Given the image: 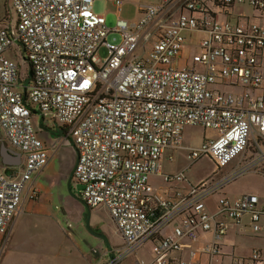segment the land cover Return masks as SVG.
<instances>
[{"label":"built area","instance_id":"obj_1","mask_svg":"<svg viewBox=\"0 0 264 264\" xmlns=\"http://www.w3.org/2000/svg\"><path fill=\"white\" fill-rule=\"evenodd\" d=\"M10 2L16 20L0 19V130L25 163L19 177L0 169V234L18 210L24 183L49 159L35 110L69 127L81 198L89 207L106 204L124 239L113 250L114 263L149 244L153 257L141 264H213L187 262L171 251L180 238L208 232L213 238L202 250L210 257L220 253L224 218L239 224L247 216L252 230L262 229L264 202L253 193L230 200L224 187L264 163V26L232 12L247 4L263 14L264 0H158L139 21L120 19L114 27L94 10V0ZM184 30L206 35L192 65L179 68L174 59L184 47ZM112 32L120 33L119 43L107 40ZM148 41L145 57L140 51ZM101 46L108 49L105 58L98 55ZM186 126L216 134L185 147L190 162L183 170L163 174V154L184 149ZM202 158L217 169L192 183L186 171ZM155 174L187 191L173 199L158 195ZM214 194L211 211L207 198ZM168 226L170 233L162 235ZM230 264H264V249Z\"/></svg>","mask_w":264,"mask_h":264},{"label":"crops","instance_id":"obj_2","mask_svg":"<svg viewBox=\"0 0 264 264\" xmlns=\"http://www.w3.org/2000/svg\"><path fill=\"white\" fill-rule=\"evenodd\" d=\"M157 2L158 0H94L93 8L97 13H100L105 17L107 23L110 20L111 22L114 23V26H115L117 21L120 19L125 20L130 23L139 21L144 15L145 13L144 11L147 5L152 4V3H157ZM237 9H240V12L236 13ZM232 12L234 14H239L243 12L244 14L248 15L249 20H250V16L252 15L251 18L253 17L254 19L251 21H256L259 24L264 26V13L259 14L247 4H236L233 7ZM5 17L6 16L2 15L0 16V19L4 20ZM219 17L221 20H226V19L233 20L234 19V17L230 16L229 14H220ZM202 33L204 34V36L206 35L205 32L202 31ZM197 44L198 42L196 43V47H197ZM190 65H192V62L187 61L184 67L190 66ZM38 117H40V124L43 127V130L46 131L45 136L41 135L40 139L44 142L45 146H46L45 140L47 142L51 141L53 144V148L49 149L48 146H46L48 150V154H49V159H48L47 164L39 172L32 174L31 178L24 183L21 203L8 227L9 230L7 229L9 232V236L6 242L4 241L2 245L0 246V253H1L0 264H35L34 261H36L37 258L41 259V258L49 257V256L42 257V254L40 252H36V250H41L43 248H50L52 255L55 257V260H61V259L66 258L68 259V262L71 260L75 264H99L100 260L94 261L93 259H88V258L83 257L81 254H80L81 255L80 257L76 258L75 256L69 253H66V252H70V250L69 249L66 250V248L64 247L61 248L59 246L61 248L60 249L57 245L58 243L48 242V241L34 242V241H31L30 238L28 237L29 229L31 230L32 233L33 232L35 233V231L33 230L38 228L37 230L39 231V228H40V227H37L36 220L32 218V216H34V212L36 211L34 210L30 212L28 211L31 206V202H33V200H35L38 195L37 193L34 197H32L33 191L36 188L39 190V187H41L43 182L49 179L51 175H53L52 173H49V174L46 173L47 167L50 164L52 158L54 159V156H56V153L60 151V147L63 145L62 147H64V150L59 152L60 153V156L58 159V167H59L62 163H64L66 160L69 159L70 157L69 145H71L75 151V162L77 160V150L73 143L72 136L69 132V127L64 124L54 122L51 119H49V117L45 118L39 112H36L35 110L33 114V120H35V118H38ZM60 137H61L60 141L62 142H60L59 140L57 141V139H59ZM207 137H210V136L204 134V136L199 140V143H197L196 145L200 144L202 140ZM0 140L2 141V144L0 145V169L6 170L8 175L11 177H19L24 169L25 154L21 153V151L18 148L14 147L9 142V140L6 138L2 130L0 131ZM3 148H5V150ZM178 150L179 149H176V150L166 149L165 150L163 154V158H162L163 160H162L161 172L163 174H175L183 170L184 167L187 165V163L185 162L183 164L176 166L173 170H169V168L167 167L166 162H168V160L171 162L174 161L175 153ZM234 165H232L231 167H233ZM191 167L186 171L187 177H188V171L191 170ZM224 172H227V171H223V173ZM244 174L229 181L225 185L224 187L225 195L230 200H235L237 198L242 197L245 193H253L258 196L260 203L264 202V185H262L261 183L257 185H253V186L252 185L248 186L247 184L244 183V181H242V182H238L239 184L230 187V184L232 182H235L236 184L237 183L236 181L239 180L240 177H243ZM247 174L257 175V177L259 178L261 177V179L262 178L264 179V163H262V165L259 166L258 168L249 171ZM152 176H159L164 182V184H157V182L151 180V182L154 185L155 192L164 198L173 199L176 197L179 190L187 191L186 189L179 187L178 183L174 185L172 182L166 181L163 175L155 174ZM188 179L190 180L189 177ZM72 180L74 181V179ZM198 180L199 179H195L193 181L190 180V181L192 183H195ZM255 182L257 181L254 180V183ZM66 185H67V182H66ZM76 187H78L77 194L81 198L80 185L77 183ZM218 197H219V194H214L207 198L208 210H211V211L215 210ZM80 203L81 205H83V207L85 206L83 202L80 201ZM101 206H104L107 209L108 214L110 218L112 219L109 208L106 204H99L97 206H91L90 208H101ZM87 218H88V213L86 216V228H87L88 233L91 234V237H93L92 242L98 244L99 241L97 239L99 237L102 238L105 242H108L105 234H103L102 232L96 231L95 229L91 227L90 225L91 213H90V219H89V226L87 224ZM224 219L226 222L227 231H226V235L222 238L220 253L210 257L208 254H206L202 250V247L208 242H210L213 236L211 233H208V232H200L199 236L196 239L180 238L178 240L179 248L173 249L171 251V256L176 257L178 259H183L191 263H195L199 261H203V262L212 261L213 264H230L235 257L247 256L252 252L254 248H260L262 250L264 249V216L261 217V223L263 226H262V229L259 231L252 230L247 216H245L243 221L239 224L234 223L231 219H228V218H224ZM116 230H117V226H116ZM18 231L20 233H23L22 234L23 237L18 234ZM170 231H171V226H168L162 231V235H167L168 233H170ZM258 232L260 233L257 234ZM118 233L120 232L118 231ZM3 234L4 233L0 234V236H2ZM84 237L88 239V236H84ZM122 240L124 243L123 237H122ZM87 243L88 244L86 245L87 246L86 248L88 250L89 239L87 240ZM81 244L79 247L81 249V252H83V254L85 255V243H83L82 246ZM122 244L113 246L112 250H114L118 246H121ZM146 245L148 247L149 258L144 259L142 257H136V260H135L136 264H141V260L150 261L152 259L153 256L150 251L149 244H145L144 246L139 247L131 255L137 254V252L143 247H146ZM93 252L94 253L102 252V254H104L106 251H101V250H97L96 248H94ZM68 262L63 263V264H71ZM117 264H123V262H119Z\"/></svg>","mask_w":264,"mask_h":264},{"label":"rangeland","instance_id":"obj_3","mask_svg":"<svg viewBox=\"0 0 264 264\" xmlns=\"http://www.w3.org/2000/svg\"><path fill=\"white\" fill-rule=\"evenodd\" d=\"M238 12H240V9H237L236 13ZM185 13L187 12L185 11ZM2 15L6 16V19L8 20H16V14L14 12V9L12 8L10 0H0V16ZM251 16L250 20H253L254 18H251ZM107 24L109 27H114V23L110 20ZM183 35L185 37L184 47L179 52L178 56L174 59V65L179 68L184 67L187 61H191L193 54L196 51V43L198 42L199 38H202L204 36L201 31L197 30H184ZM107 40L111 43H119L121 40V35L119 32H112L107 36ZM145 46V50L139 51L142 52L145 57H147L150 52L151 42H145ZM107 54V47L101 46L98 50V55L101 58H105ZM5 57H10V54L5 53ZM34 125L38 136L40 138L41 135L45 136L46 131L43 130V127L40 124V117L35 118ZM215 133V130L210 127L204 128L202 126H186L184 128V149L182 148L176 151L174 161L171 162L168 160V162H166L169 170H173L176 166L185 162H190V160L187 159L185 147L195 146L197 143H199V140L204 136V134L211 136L215 135ZM58 140L60 141L61 137L57 139V141ZM45 143L49 149L53 148V144L51 141L47 142L45 140ZM1 144L2 141L0 140V145ZM62 146L60 147V151L64 150V147ZM59 152L56 153L54 159L52 158L46 170L47 174L52 173L53 175H51L49 179L45 180L41 187H39L37 198L33 200V202H31V206L28 211H36L34 212V216H32V218L36 220L37 227H40L39 231L37 230L38 228L33 230L35 231V233H32L29 229L28 237L30 238V240L34 242L48 241L58 243V247L60 246L61 248L64 247L66 248V250H70V252L66 253H69L75 256L76 258L82 255L83 257L93 259L94 261L100 260L99 264H117L119 262H123V264H136V257H142L144 259L149 258L148 247L146 245V247L140 249L137 254L131 255V253L128 256H123L122 259L114 263L115 254L112 250L113 246L122 244L123 240L120 233H118L117 231L118 229L116 230V225L110 218L108 211L104 206H101V208H90V225L96 231L105 234L108 242H105L100 237L97 239L99 241L98 244L92 242L93 237H91V234L88 233L86 228V206L83 207L79 199H77L72 194L75 193L78 196V187H76L77 182L75 179L74 181L72 180V191H70L68 185H66L70 172L73 170L74 167L75 151L72 146L69 145V159L58 167V159L60 156ZM236 162V160L232 161L228 166L223 169V171H228L232 165L236 164ZM216 169L217 168L210 159L202 158L192 165L191 170L188 171V177L192 181L195 179H201L212 175ZM223 171L219 170L217 172L220 175L223 174ZM248 172H246V175L244 174L243 177H240V179L236 181V184L235 182H232L230 184V187L237 185L239 184L238 182L242 181H244V183L248 186L257 185L259 183L264 185L263 178L261 179V177L259 178L257 177V175H250L253 172L247 174ZM151 180L157 182V184H164L161 177L159 176H151ZM254 180L257 182L254 183ZM172 183L174 185L177 184V182L175 183L174 181ZM99 209L101 212L99 211ZM8 230L2 236H0V246L4 241L6 242L9 236ZM259 233L260 232H258L257 234ZM18 234L23 237V233H20L18 231ZM84 236H88L89 239L88 250L86 248V245L88 244V239ZM76 243L79 245H77ZM83 243H85V255L83 254V252H81V249L79 247L80 244L82 246ZM94 248L106 252L104 254H102V252L94 253ZM36 252H40L42 254V257H49L41 259L37 258L36 261L33 260L35 264H63L68 262V259L66 258L61 260H55V257L52 255L50 248H43L41 250H36ZM68 263L75 264L71 260Z\"/></svg>","mask_w":264,"mask_h":264},{"label":"water","instance_id":"obj_4","mask_svg":"<svg viewBox=\"0 0 264 264\" xmlns=\"http://www.w3.org/2000/svg\"><path fill=\"white\" fill-rule=\"evenodd\" d=\"M30 74H32V71H30ZM1 131V130H0ZM4 150H5V148H3ZM72 179H73V171L70 173V176H69V178H68V180H67V185H68V187H69V190L70 191H72L71 190V182H72ZM77 199H79L81 202H83V204L86 206V209H87V213H88V218H87V224H88V226H89V219H90V213H91V211H90V207L84 202V200L82 199V198H80V197H78L76 194H74V193H72Z\"/></svg>","mask_w":264,"mask_h":264},{"label":"trees","instance_id":"obj_5","mask_svg":"<svg viewBox=\"0 0 264 264\" xmlns=\"http://www.w3.org/2000/svg\"><path fill=\"white\" fill-rule=\"evenodd\" d=\"M5 19H6V17H5ZM7 20V19H6Z\"/></svg>","mask_w":264,"mask_h":264}]
</instances>
